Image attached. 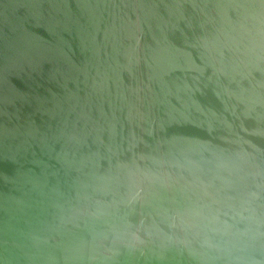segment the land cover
I'll use <instances>...</instances> for the list:
<instances>
[{"label": "water", "instance_id": "obj_1", "mask_svg": "<svg viewBox=\"0 0 264 264\" xmlns=\"http://www.w3.org/2000/svg\"><path fill=\"white\" fill-rule=\"evenodd\" d=\"M0 264H264V0H0Z\"/></svg>", "mask_w": 264, "mask_h": 264}]
</instances>
